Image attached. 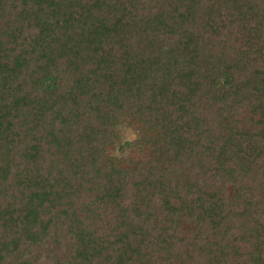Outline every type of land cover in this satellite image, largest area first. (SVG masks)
<instances>
[{
    "label": "trees",
    "instance_id": "trees-1",
    "mask_svg": "<svg viewBox=\"0 0 264 264\" xmlns=\"http://www.w3.org/2000/svg\"><path fill=\"white\" fill-rule=\"evenodd\" d=\"M0 264H264V0H0Z\"/></svg>",
    "mask_w": 264,
    "mask_h": 264
},
{
    "label": "rangeland",
    "instance_id": "rangeland-1",
    "mask_svg": "<svg viewBox=\"0 0 264 264\" xmlns=\"http://www.w3.org/2000/svg\"><path fill=\"white\" fill-rule=\"evenodd\" d=\"M121 131L123 139H132L135 137V131L127 122L121 127ZM111 154H113L116 160L122 165L134 167L139 161L145 160L148 157L149 152L147 147L144 146L136 149L127 148L122 151L118 148V145H114L111 147Z\"/></svg>",
    "mask_w": 264,
    "mask_h": 264
}]
</instances>
